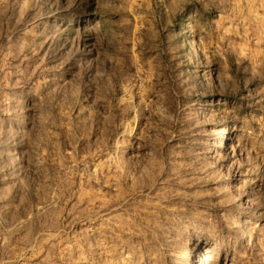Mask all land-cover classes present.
<instances>
[{"label": "rangeland", "instance_id": "374dc122", "mask_svg": "<svg viewBox=\"0 0 264 264\" xmlns=\"http://www.w3.org/2000/svg\"><path fill=\"white\" fill-rule=\"evenodd\" d=\"M0 264H264V0H0Z\"/></svg>", "mask_w": 264, "mask_h": 264}, {"label": "bare ground", "instance_id": "6f19581e", "mask_svg": "<svg viewBox=\"0 0 264 264\" xmlns=\"http://www.w3.org/2000/svg\"><path fill=\"white\" fill-rule=\"evenodd\" d=\"M207 252L210 254V252H209V251H207ZM212 255H214V254H210V255H208V256H207L205 259H207V260H208V259H209V257H210V256H212Z\"/></svg>", "mask_w": 264, "mask_h": 264}]
</instances>
